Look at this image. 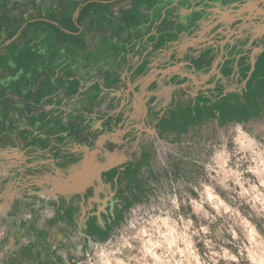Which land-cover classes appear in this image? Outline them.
<instances>
[{
    "label": "rangeland",
    "instance_id": "rangeland-1",
    "mask_svg": "<svg viewBox=\"0 0 264 264\" xmlns=\"http://www.w3.org/2000/svg\"><path fill=\"white\" fill-rule=\"evenodd\" d=\"M102 17L114 28L113 9L96 0H0V60L7 59L0 112L52 131L21 127L14 138L42 151L36 161L78 164L60 168L64 178L86 167L97 147L100 166L86 188L67 194L10 169L0 180V264H264V33L250 58L224 66L216 85L212 76L172 80L164 108L161 99L148 104L137 125L117 117L84 132L66 124L61 105L49 108L35 86L22 99L17 83H2V74L13 80L33 67L31 57L14 54L34 38L86 37V26L97 30ZM24 98L34 109L16 103ZM57 142L59 150L51 145ZM77 148L86 153L78 156ZM85 173L56 185L79 186Z\"/></svg>",
    "mask_w": 264,
    "mask_h": 264
},
{
    "label": "crops",
    "instance_id": "crops-1",
    "mask_svg": "<svg viewBox=\"0 0 264 264\" xmlns=\"http://www.w3.org/2000/svg\"><path fill=\"white\" fill-rule=\"evenodd\" d=\"M96 1L113 9L114 28L107 17H102L97 30L86 26V37L34 38L28 43V52L22 49L14 54L31 57L33 67L20 69L13 80L6 73L1 75L2 83L6 80L18 84L22 99L33 86L35 91L47 94L48 107L58 110L61 105L66 124L78 125L82 130L91 124L100 130L107 126L106 121H115L113 118L117 117L116 123L124 126L142 124L144 117H148V104L161 99L164 108L176 86L171 82L178 77H193L195 81L198 76H212L216 85L224 66L244 55L250 58L252 43L264 33V19H260L264 0ZM6 61L4 58L0 63ZM201 71H205L203 75ZM6 85L2 87L11 93L12 87ZM155 94L158 97L153 100ZM22 99L16 103L34 109ZM5 104L8 103L4 100V108ZM16 119L0 112V180L15 167L31 183L64 182L60 168L68 170L78 164L69 161L59 165L52 156L36 161L42 151L23 146L14 136L21 127L48 136L52 131H46L38 120L34 125L19 122H23L24 115ZM69 134V141L76 139L74 133ZM60 143L51 145L59 150ZM81 151L86 153L85 148H77L78 156ZM32 157L35 160L28 162Z\"/></svg>",
    "mask_w": 264,
    "mask_h": 264
},
{
    "label": "water",
    "instance_id": "water-1",
    "mask_svg": "<svg viewBox=\"0 0 264 264\" xmlns=\"http://www.w3.org/2000/svg\"><path fill=\"white\" fill-rule=\"evenodd\" d=\"M102 142L103 140L101 139L98 145H101ZM98 151H99L98 147L92 150L89 153V157L86 161L87 166L84 167V164H83V166H81L82 167L81 169L74 170V172L71 173L70 177L65 178L64 182L61 183V185L66 186V182L69 183L70 182L69 180H74L78 178V176H80V173L86 172L84 180L81 182L79 186L68 185L66 189H61L56 185V183H53V182L51 183L52 186H54V188H56L60 193H63V194L81 192L85 187H87L90 184L92 178L97 176L98 170L100 169V166L97 165V160H96ZM95 166H98L97 170L94 169Z\"/></svg>",
    "mask_w": 264,
    "mask_h": 264
},
{
    "label": "flooded vegetation",
    "instance_id": "flooded-vegetation-1",
    "mask_svg": "<svg viewBox=\"0 0 264 264\" xmlns=\"http://www.w3.org/2000/svg\"><path fill=\"white\" fill-rule=\"evenodd\" d=\"M86 188V187H85Z\"/></svg>",
    "mask_w": 264,
    "mask_h": 264
}]
</instances>
